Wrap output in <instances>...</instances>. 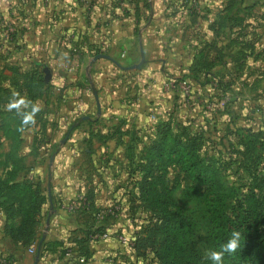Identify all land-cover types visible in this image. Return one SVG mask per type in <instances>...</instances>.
<instances>
[{
    "label": "crops",
    "instance_id": "1",
    "mask_svg": "<svg viewBox=\"0 0 264 264\" xmlns=\"http://www.w3.org/2000/svg\"><path fill=\"white\" fill-rule=\"evenodd\" d=\"M215 3L0 0V76L20 73L21 88L32 98L4 112V120L19 117L23 122L14 182L36 184L44 191L46 178L48 190L52 172L55 209L48 228V195L36 218L35 235L27 243L9 231L21 227L23 212H6L7 205L2 206L0 259L34 264L42 242H60L68 253L61 258L60 252L42 248L39 264H81L76 239L91 231V257L85 264L120 263L113 250L119 242L112 237L117 227L109 224L122 217L126 203L139 197V175L131 172L139 155L158 138L157 125L169 119L171 108L193 101L196 90L208 85L202 74L212 71L202 64L212 45L210 27L222 8ZM199 27L205 35L193 43V34L200 37ZM141 51L146 61L141 70H122L107 59L95 61L103 54L129 68L140 63ZM121 76L132 84L122 88ZM45 89L46 99L40 101L43 98L33 92ZM90 163L97 164L93 176ZM13 168L12 163H0L3 180L8 178L5 171ZM78 195L91 201L71 212Z\"/></svg>",
    "mask_w": 264,
    "mask_h": 264
},
{
    "label": "rangeland",
    "instance_id": "2",
    "mask_svg": "<svg viewBox=\"0 0 264 264\" xmlns=\"http://www.w3.org/2000/svg\"><path fill=\"white\" fill-rule=\"evenodd\" d=\"M218 2L222 8L210 27L213 39L207 55L212 74L210 78L202 74L211 83L196 90L193 101H183V106L171 108L170 117L165 120L176 135L169 146L171 150L184 147L191 153L197 145L192 157L194 172L188 175L177 162L165 169L156 165L157 185L151 189L154 200L172 203L193 216L195 226L187 238L180 264H217L211 259L214 251L209 236L208 202L220 197L246 201L245 206L257 207L264 215V0H216L215 4ZM199 28L200 37L193 34V43L205 35ZM3 76H0V163L9 153L14 154L21 141L23 124L19 117L4 120V112L8 114L20 107L21 100L32 99L21 88L24 78L20 73ZM121 77L122 88L132 84L129 78ZM6 85L13 89L3 88ZM42 92H33L37 98H43L40 101L47 95L46 89ZM18 129V136L7 135L8 131L14 133ZM96 166V163L88 165L92 176L97 172ZM44 181V196L48 199L46 178ZM137 192V200L126 203L122 217L112 219L116 221L109 224L117 227L112 237L122 236L128 243L115 241L113 250L118 253L120 263L112 264L171 263L162 233L151 244L152 233L162 225L164 215L148 207L141 189ZM139 240L145 241L144 257L137 256L134 250V243ZM218 264L227 263L220 260Z\"/></svg>",
    "mask_w": 264,
    "mask_h": 264
},
{
    "label": "trees",
    "instance_id": "3",
    "mask_svg": "<svg viewBox=\"0 0 264 264\" xmlns=\"http://www.w3.org/2000/svg\"><path fill=\"white\" fill-rule=\"evenodd\" d=\"M97 51L96 54H99ZM208 62V63H207ZM204 67H212L210 61H205L202 64ZM228 69V63L225 64ZM230 69H228V72ZM211 74H208V77ZM207 77V78H208ZM208 80V79H207ZM208 84L211 81H207ZM26 115V110L23 111ZM81 120L76 122L74 128H77ZM8 131L7 135L18 136L20 130L14 133ZM158 138L146 148L140 157L137 159L138 163L132 170L133 176L139 175V180L136 182V188L142 190V196L148 207L157 209L164 215L161 226H158L152 233L151 244H154V238L157 234L162 233L164 238V247L167 252V257L171 260L168 264H180L182 252H185V245L187 238L191 235L194 229L193 216L185 213L182 208L174 206L169 202H161L154 200L153 195L154 186L157 185L154 174L156 165H160L159 169H165L172 163H179L181 170L188 175L194 172L195 165L192 157L196 155L197 145H194V151L189 153L184 147L179 151L171 150L170 144L175 141L176 135L171 125L166 122L157 125ZM55 151L53 152L54 155ZM4 162L12 163L14 168L10 171H5L6 180L0 175V208L6 212L15 210L23 212V222L20 228L15 230L10 227L9 230L13 236L18 239L25 240L27 243L31 242L35 233L34 227L36 225L37 215L41 208L46 206L48 199L44 196V191L36 184H18L14 180L16 174L19 172V164L14 154L6 155ZM153 179V180H152ZM13 182V183H12ZM51 190L52 186L49 184ZM48 186V187H49ZM28 198V199H27ZM89 199V203L91 199ZM167 197L166 199H168ZM234 199V198H233ZM27 201V202H25ZM246 201L229 200L228 198H218L208 202L207 217L209 219V236L214 252H222L223 246L233 238V234H239V244L235 252H224L221 261L227 264H264V260L259 261L262 251H264V215L260 214L257 207L250 208L245 206ZM27 205V208L24 206ZM24 209L23 211L21 210ZM94 233L88 231L81 239H76L79 250L76 251L81 257H85L86 262L91 257L89 249V242ZM43 252H60V257H64L68 250L64 248L60 242H51L42 244ZM41 248V253H42ZM134 250L137 256H145L146 247L145 241L139 240L134 243Z\"/></svg>",
    "mask_w": 264,
    "mask_h": 264
},
{
    "label": "water",
    "instance_id": "4",
    "mask_svg": "<svg viewBox=\"0 0 264 264\" xmlns=\"http://www.w3.org/2000/svg\"><path fill=\"white\" fill-rule=\"evenodd\" d=\"M99 59H107V60H110L112 61L114 64H116L119 68H121L122 70H141L142 67L144 66L145 64V55L143 53V51H141V61L140 63H138L137 65H134L132 67H129V68H125V67H122L118 62H116L115 60H113L111 57L107 56V55H98L96 58H95V61L99 60ZM72 132V130L70 131V133ZM69 133V135H70ZM68 135V137H69ZM65 143V141H64ZM54 160H55V157L53 156L50 160V168L52 169L53 168V164H54ZM52 182V172L50 173V177H49V184H51ZM48 192H49V203H50V212H49V216H48V222H47V227L49 228L50 227V219L51 217L54 215L55 213V209H54V204H53V200H52V193H51V188L50 186L48 187ZM42 244L43 242L40 244L39 248H38V252L36 254V257H35V262L34 264H39L40 262V259H41V248H42Z\"/></svg>",
    "mask_w": 264,
    "mask_h": 264
},
{
    "label": "built area",
    "instance_id": "5",
    "mask_svg": "<svg viewBox=\"0 0 264 264\" xmlns=\"http://www.w3.org/2000/svg\"><path fill=\"white\" fill-rule=\"evenodd\" d=\"M89 205V201H88V199L84 196V195H78L77 197H76V199H75V201H74V204H73V206L71 207V209H70V211L71 212H74V211H76V210H78V209H80L81 207H86V206H88ZM99 217H101L102 215L101 214H99L98 215ZM96 238H98V236L96 237ZM118 240H120L121 242H123L124 244H128L127 243V239H125L124 237H119L118 238ZM34 252V251H33ZM79 262L81 263V264H85L86 263V260H85V258H79ZM0 264H9V262H8V260L7 259H0Z\"/></svg>",
    "mask_w": 264,
    "mask_h": 264
},
{
    "label": "clouds",
    "instance_id": "6",
    "mask_svg": "<svg viewBox=\"0 0 264 264\" xmlns=\"http://www.w3.org/2000/svg\"><path fill=\"white\" fill-rule=\"evenodd\" d=\"M238 244H239V234L238 233L233 234V238L230 239L228 241V243L223 246L222 252H219V253L218 252H212L211 253V259L213 261H216L218 264V262L221 260L223 253L224 252H227V253L235 252L237 247H238Z\"/></svg>",
    "mask_w": 264,
    "mask_h": 264
}]
</instances>
